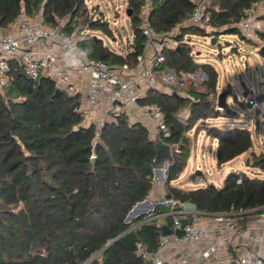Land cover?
I'll return each instance as SVG.
<instances>
[{
    "label": "trees",
    "instance_id": "obj_1",
    "mask_svg": "<svg viewBox=\"0 0 264 264\" xmlns=\"http://www.w3.org/2000/svg\"><path fill=\"white\" fill-rule=\"evenodd\" d=\"M193 1L152 0L151 26L158 32L180 26L193 9ZM143 2L127 3L134 32L132 52L118 55L100 40L81 39L78 44L87 56L107 64H134L143 43L138 29ZM260 2L264 0H210L211 28L239 32L236 25L246 18L245 10ZM40 11L43 24L59 27L69 36L87 21L92 29L112 35L107 22L90 18L83 0H0V28L21 13L32 17ZM65 18L69 21L60 27L59 20ZM77 31L80 37V27ZM187 33L203 36L209 32L181 27L177 40ZM185 47L180 42L166 51V60L177 70L202 69L208 76L206 92L188 88V96L183 97L149 89L139 101L142 106L155 104L163 114L170 135L163 140L166 148L159 150L148 129L139 122L128 123L124 116L103 123L96 138L95 125L86 123L72 108L77 95L54 97L53 81L34 83L14 69L8 86L0 91V264H84L111 242L90 264H145L136 254V243L141 242L151 253L156 251L159 229L155 223L120 235L130 226L125 222L129 211L148 197L154 185L153 169L165 162L166 194L180 204L190 202L207 213H264V175L249 177L231 171L220 187L207 184L191 190L171 184L190 155L185 132L195 123L219 116L210 100L216 95L218 75L211 65L196 63ZM184 108L189 110L185 123L178 117ZM223 111L232 114L227 104ZM204 129L217 141V166L249 154L251 167L264 172V154L252 152L247 129L207 125ZM173 145L179 147L178 154H170ZM164 209L160 204L154 207L155 212Z\"/></svg>",
    "mask_w": 264,
    "mask_h": 264
},
{
    "label": "built area",
    "instance_id": "obj_2",
    "mask_svg": "<svg viewBox=\"0 0 264 264\" xmlns=\"http://www.w3.org/2000/svg\"><path fill=\"white\" fill-rule=\"evenodd\" d=\"M83 1L85 2V0ZM127 3L128 0L126 5L121 6V11L126 12ZM193 3V9L180 26H176L170 31L158 32L149 21L152 0H144L138 14V29L143 37V43L134 64H107L92 59L87 56L75 37L67 35L59 27H49L38 23L36 21L37 14L28 17L21 13L17 17V33L7 32L0 36V91L8 86L14 69H19L27 79L34 83L41 79H49L54 82L56 89L68 96L76 95L77 80L82 76H87L89 82L85 99L83 104L79 103V108L76 111L86 123L95 125V137L97 138L103 120L93 118L91 112L98 107V99L105 94L108 95L109 101L105 116L115 122L122 116L126 106H140L139 101L145 96V88L168 93V88L181 91L187 88L196 89L202 84L206 86L208 81L206 74L199 75L171 68L167 65L165 56L166 51L177 48L180 42L184 43L185 35L181 40H177L181 27H196L206 32L213 30L210 26L212 14L210 0H194ZM255 6L256 3H252L245 10L246 18L238 23L240 32L246 38L263 32L261 22L250 19ZM94 11L95 9H93ZM100 20L105 21L104 18ZM41 41L57 46L75 60L76 64L74 62L63 64L53 52L38 53L34 47ZM187 83L188 85H186ZM246 103L249 104L248 109L258 113L264 110V95L248 96L245 105ZM141 109L143 115L153 122L152 137L154 142L161 141L163 143V140L169 137L170 132L165 125L161 110L155 104L141 106ZM256 115L255 119H257ZM259 148V152L252 151L257 156L264 154V143ZM169 150L171 155L180 152L177 145L170 146ZM167 167L168 163L165 162L162 169L154 168L153 177L161 172L162 181H164ZM158 204L165 209L155 212V205H151L146 212L131 220L130 226L126 230V233H129L151 223H155L159 229L157 249L154 253L147 252L141 242L136 243V254L143 259L145 264L148 262L166 264L162 253L170 246L184 247L189 253L197 251L205 264H264V251L261 250L252 255H237L226 259L214 256L219 250L217 242H213L203 250L197 248L201 241L211 237L215 229L233 233L240 231V224L247 215H254L262 223V230H264V213H257L260 210H230L225 213L192 211L184 209L183 204L172 197L169 199L163 197ZM181 219L185 221L183 228ZM162 225H166L172 230V234L162 235ZM179 263L189 264L188 257L183 256Z\"/></svg>",
    "mask_w": 264,
    "mask_h": 264
},
{
    "label": "rangeland",
    "instance_id": "obj_3",
    "mask_svg": "<svg viewBox=\"0 0 264 264\" xmlns=\"http://www.w3.org/2000/svg\"><path fill=\"white\" fill-rule=\"evenodd\" d=\"M126 1L85 0L84 4L90 18L92 20L104 18L111 28L112 35L108 36L101 30L92 29L87 21L79 26L80 31L83 30L82 37L100 40L104 46L115 52L130 48L134 32L130 24V17L121 11V6L126 5ZM93 9H95L94 12ZM59 24L63 23L60 21ZM222 29H214L213 31L217 33L215 36L211 35L213 31H210L203 36L187 33L184 37L187 41L186 43L184 40L186 43L185 52L191 55L196 63H207L214 68L218 75L217 86L219 88L216 89V95L210 97L214 109L219 111V116L195 123L185 132L186 138L189 139L190 155L184 170L171 184L186 190L207 184L221 185L218 178H224L230 171H238L249 177L254 174L264 175V172L259 168L251 167L253 159L249 154L240 155L220 167L217 166L215 153L217 141L207 135V131L204 129V125L216 126L222 130L231 127L245 128L250 132L253 150L256 152L260 151L259 146L264 143V110L255 113L252 109L245 107L248 96L264 95V34L257 36L259 40L255 41L257 39L255 35L246 38L241 32H223ZM211 38L216 39L214 45L210 44ZM167 65L173 68L168 61ZM193 72L199 75L205 74L200 68ZM167 91L168 94L176 92V94L184 96L188 88L181 91L168 88ZM194 91L206 92V86L202 84ZM225 91L228 92L226 104L232 114L221 109L218 110L216 107L217 95ZM188 113L189 110L186 109L184 114L186 116L181 122H186ZM255 115L257 119H255ZM246 159H249L247 166L245 165ZM162 166L163 164L159 168L162 169ZM196 171H200L201 174L195 175ZM254 218V215H247L240 224V229H243L245 224Z\"/></svg>",
    "mask_w": 264,
    "mask_h": 264
},
{
    "label": "crops",
    "instance_id": "obj_4",
    "mask_svg": "<svg viewBox=\"0 0 264 264\" xmlns=\"http://www.w3.org/2000/svg\"><path fill=\"white\" fill-rule=\"evenodd\" d=\"M36 14L38 15L36 18V21L40 24H43L42 17H41V14H42L41 11ZM250 19L258 20L259 22H261V25L263 26V32H260V34L257 33L255 35L257 38L255 41H258L259 38L257 36H262V34H264V2H260L256 4V6L253 9V14L250 17ZM60 21L61 23H63L61 25L59 24L60 27H62L69 21V19L65 18V19L59 20V22ZM43 25L47 26L45 24ZM79 26L80 25H78L77 27L78 30H79ZM236 26L240 33L238 24ZM77 29H76V32L74 31V33L71 35L72 37H75L77 41L81 39H88V38L82 37L83 30L81 31V35H80L81 37H78V35H76V33L78 32ZM222 30L224 32V29ZM7 32H10L13 34L17 33V19L13 23L9 24L8 26L0 28V36H2L3 34ZM34 50H37L38 53L53 52L58 56L59 60L65 65L70 62H74V64H76V61L73 60L69 55L61 51L57 46L51 45L47 42H44V41L39 42L36 45V47H34ZM113 52L118 55L126 56L130 52H132V43L130 45V48H128L127 50H121L117 52L113 51ZM88 82H89V78L87 76H82L76 82L77 89H78L76 93L77 102L81 104H83L84 99H85ZM217 89H219L218 86H217ZM148 90L149 89L145 88V96ZM186 96H188L187 92L185 93L183 97H186ZM141 106L142 105L126 106L124 108L122 116H124L126 120L128 121V123L130 124H133L135 122L141 123L146 129H148V131L152 135L153 122L149 118L143 115ZM108 107H109L108 95L105 94L98 99V107L92 110L91 112L92 117L102 119L104 123L114 122L109 117L105 116V112L108 109ZM186 109L187 108H184L181 112H179L178 117L180 121L185 118L186 115L184 114H185ZM156 168H159V167H156ZM226 175L222 179L218 178V181L221 184L223 183ZM162 180L163 178L161 176V172H158V174L153 177L154 185L148 197L145 199L146 203L141 207V209L147 210L150 208L151 205L158 204L161 201V199L165 197L166 190H165L164 181ZM220 186L221 185H217V187H220ZM213 242H217L219 245V250L216 253V255H214L219 258L229 259L237 255H244V254L252 255L259 250L264 251V230H262V223L258 221L255 217L254 219L248 221L245 224L244 228L238 232L233 233V232L223 231L220 229H215L211 237L207 240L201 241L197 245V248L199 250L206 249ZM162 256L166 264H180L179 263L180 258H182L183 256L188 257L189 264H205V261L201 259L197 251L193 253H189V251H187L184 247L174 248L170 246L168 249L163 251Z\"/></svg>",
    "mask_w": 264,
    "mask_h": 264
},
{
    "label": "water",
    "instance_id": "obj_5",
    "mask_svg": "<svg viewBox=\"0 0 264 264\" xmlns=\"http://www.w3.org/2000/svg\"><path fill=\"white\" fill-rule=\"evenodd\" d=\"M125 14L127 15V17H130L131 16V9L127 8L126 9V12ZM216 42V39L215 38H211L210 40V44L211 45H214ZM264 50V48H263ZM61 94V91L56 89L55 92H54V97H57ZM228 95V92L225 91V92H220L218 95H217V102H216V107L223 110L226 106V97ZM247 108H249V104L246 103L245 105ZM72 108L73 109H78L79 108V102H75L73 105H72ZM155 147L157 150H159L160 148H163L165 149L166 146L161 142V141H157L155 142ZM107 155L111 161V163H113V157L111 155L110 152H107ZM94 159L95 157L92 156L91 157V163H94ZM263 163H264V160L262 159L261 160ZM249 163V159H246V162H245V165L247 166ZM200 171H196L195 175H200ZM161 176H162V173H161ZM28 177L31 179V176L28 175ZM32 184H33V187H34V181L31 180ZM170 198V195L166 194L165 195V199H169ZM146 203V200H143L141 202H138L136 205L133 206V208L129 211V213L127 214L126 216V219H125V222L128 223L130 222L131 220H133L136 216H139L141 214H143L144 212H146V210L144 209H139L137 210L138 208H140L141 205H144ZM137 208V209H136ZM183 208L186 209V210H192V211H197V207L195 204L193 203H190V202H186L183 204ZM136 209V211H135ZM185 226V221L184 219H181V227L183 228ZM127 231H125L123 234H121L120 236L124 235ZM161 232H162V235L164 236H168V235H171L172 234V230H170L166 225H162L161 226ZM112 243V242H111ZM111 243H108L102 250H100L97 254H95L91 259H89V261L87 262L88 264H90L98 255H100L104 250H106L108 248L109 245H111ZM147 252H150L149 249H147ZM148 264H151L150 262H148Z\"/></svg>",
    "mask_w": 264,
    "mask_h": 264
},
{
    "label": "bare ground",
    "instance_id": "obj_6",
    "mask_svg": "<svg viewBox=\"0 0 264 264\" xmlns=\"http://www.w3.org/2000/svg\"><path fill=\"white\" fill-rule=\"evenodd\" d=\"M142 206H143V205H141L140 208H138V209L136 208V209L139 210V209H141ZM136 209H135V211H136Z\"/></svg>",
    "mask_w": 264,
    "mask_h": 264
}]
</instances>
